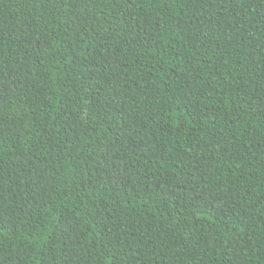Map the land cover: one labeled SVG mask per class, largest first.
Returning a JSON list of instances; mask_svg holds the SVG:
<instances>
[{
    "label": "trees",
    "instance_id": "obj_1",
    "mask_svg": "<svg viewBox=\"0 0 264 264\" xmlns=\"http://www.w3.org/2000/svg\"><path fill=\"white\" fill-rule=\"evenodd\" d=\"M0 264H264V0H0Z\"/></svg>",
    "mask_w": 264,
    "mask_h": 264
}]
</instances>
